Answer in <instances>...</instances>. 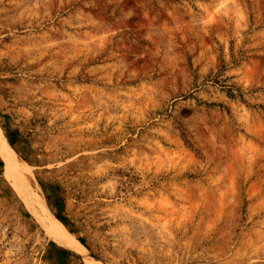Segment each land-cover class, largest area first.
Returning <instances> with one entry per match:
<instances>
[{"label": "rangeland", "instance_id": "obj_1", "mask_svg": "<svg viewBox=\"0 0 264 264\" xmlns=\"http://www.w3.org/2000/svg\"><path fill=\"white\" fill-rule=\"evenodd\" d=\"M0 127V264H264V0H0Z\"/></svg>", "mask_w": 264, "mask_h": 264}, {"label": "bare ground", "instance_id": "obj_2", "mask_svg": "<svg viewBox=\"0 0 264 264\" xmlns=\"http://www.w3.org/2000/svg\"><path fill=\"white\" fill-rule=\"evenodd\" d=\"M0 155L2 156V158L6 162V174L10 178H14V180H15L14 174L16 173L17 170L20 171V169L18 168V163H17V162H19L18 156H17V153H16L14 147L9 142L7 136L5 135V133L1 127H0ZM23 176L25 178V175H23ZM23 176H21V177L23 178ZM20 181H22V180H20ZM13 184L17 185L16 180L13 182ZM26 185L29 186L28 182ZM16 189H19V188L16 187ZM20 190L21 189H19L18 191L20 192ZM26 196H27V194H26ZM32 205L37 208V209L35 208V213L38 214L41 222L47 228L49 233L52 234L56 238V240L58 241L59 244L70 249L71 251L77 252L80 255H82L86 261V264H104L102 262V260L93 257V255H91V252L83 244V242L81 240H79L78 238H76V236L73 235L67 228H65V225L59 219H57L56 217H53V216H49V208H48L47 204L42 203L40 201L39 202L33 201Z\"/></svg>", "mask_w": 264, "mask_h": 264}, {"label": "trees", "instance_id": "obj_3", "mask_svg": "<svg viewBox=\"0 0 264 264\" xmlns=\"http://www.w3.org/2000/svg\"><path fill=\"white\" fill-rule=\"evenodd\" d=\"M14 133H16V132H14ZM14 133L10 135V140H11L12 144L15 142V140H14ZM58 216H59V217L61 218V220H63L64 222L67 221V217H66V216H64V215H62V214H59ZM81 241H82L83 243L86 244V241L84 240V238H81Z\"/></svg>", "mask_w": 264, "mask_h": 264}]
</instances>
